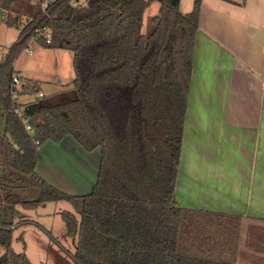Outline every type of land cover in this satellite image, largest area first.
Wrapping results in <instances>:
<instances>
[{
    "label": "trees",
    "instance_id": "1",
    "mask_svg": "<svg viewBox=\"0 0 264 264\" xmlns=\"http://www.w3.org/2000/svg\"><path fill=\"white\" fill-rule=\"evenodd\" d=\"M152 1L159 8L144 32ZM69 3L0 0V21L19 29L0 60V264H32L11 246L14 228L34 222L15 220L16 206L58 200L72 205L61 216L76 237L73 264H237L229 235L237 236L239 217L189 210L175 197L200 0L187 13L179 0ZM22 15L28 19L20 26ZM42 26L49 41L36 31ZM30 39L72 52L75 92L68 103L29 109L33 136L11 99L13 63ZM37 85L26 79L19 92L37 93ZM65 135L86 151L99 147L97 179L86 194L64 192L34 170L37 147Z\"/></svg>",
    "mask_w": 264,
    "mask_h": 264
},
{
    "label": "crops",
    "instance_id": "2",
    "mask_svg": "<svg viewBox=\"0 0 264 264\" xmlns=\"http://www.w3.org/2000/svg\"><path fill=\"white\" fill-rule=\"evenodd\" d=\"M192 7L193 0H179L182 13ZM54 90L47 98L19 97L31 110L75 98L72 84ZM69 139L75 141L65 135L59 145L74 147ZM41 146L34 170L55 185L53 172L39 169ZM96 148V169L85 187L71 188L62 178L55 186L90 192L98 174ZM175 197L189 210L242 219L234 262L264 264V0H200Z\"/></svg>",
    "mask_w": 264,
    "mask_h": 264
},
{
    "label": "rangeland",
    "instance_id": "3",
    "mask_svg": "<svg viewBox=\"0 0 264 264\" xmlns=\"http://www.w3.org/2000/svg\"><path fill=\"white\" fill-rule=\"evenodd\" d=\"M32 1L40 2L43 6L49 0ZM69 5L71 7L75 6L73 2H70ZM158 8L159 2L152 1L145 9L142 24V30L144 32L147 29L149 18L157 13ZM27 19L26 15H22L20 26L23 25ZM18 31L19 29L13 26H6L4 23L0 22V60L3 54L6 53L11 42L16 39ZM30 44L32 46L31 53L27 49H22L13 63L14 71L17 70L16 72H19L22 76L20 83L26 81V79L35 81L36 84H38V91H42L45 94L44 98L51 96L55 91L54 89H64L68 84H72L74 70L72 65V52L70 50L42 47L38 45L36 41H30ZM14 67H16V70ZM35 95V92L32 93V96L35 97ZM25 98L26 97H22L21 99L24 100ZM15 99L19 100V103H21L20 97ZM68 102L69 101L48 105H60ZM27 132L30 136L34 135L32 126ZM69 140L74 147H70L69 145V147L66 148L63 147V145H59L63 143L62 141L58 143L54 141H51L52 143L44 141L43 147L39 145V147L41 146V148H43V152L39 156V169L46 175H49L47 173L48 171L50 173L53 172L52 177L55 181V185L61 184L58 181H60L59 178H62V183L66 180L67 183L71 184V188L75 187V185H78V188H83L88 184L92 172L96 169L93 165V163H95L94 156H98L99 151L98 148H96L97 151L94 149V152L92 151V155H90L91 153L85 151L77 141H72V139ZM54 169H57L58 174L54 173ZM80 170L85 174H80L82 173ZM41 178L44 179L43 177ZM55 187L58 188L57 186ZM62 191L67 192V190ZM16 208L18 214L15 220H32L41 224L48 232L34 222L20 223L14 228L12 233L11 246L14 251H24L32 264H73V259L68 251H74L76 237L67 235L65 224L61 216L63 210H72V205L68 201H47L30 209L22 208L21 206H16ZM218 222H221V225L226 228L229 227L224 220ZM238 222L239 225H241L242 219L239 218ZM20 235L21 237L19 238ZM237 236L229 235V246L231 250H235L237 247ZM234 244L235 246H233ZM220 248L229 251L227 246ZM2 252L3 248L0 246V254Z\"/></svg>",
    "mask_w": 264,
    "mask_h": 264
},
{
    "label": "built area",
    "instance_id": "4",
    "mask_svg": "<svg viewBox=\"0 0 264 264\" xmlns=\"http://www.w3.org/2000/svg\"><path fill=\"white\" fill-rule=\"evenodd\" d=\"M85 1L86 0H70V2H73L75 4V6L79 5V4H84ZM45 4L43 6H45ZM40 30H42L44 32L46 40L49 41L50 31L48 30V28H46L45 26H42V27L36 29V31H40ZM30 41H33V40L32 39L29 40L25 49H27L31 53L32 46L30 44ZM19 83H20V75L19 74H13L12 75V82H11V99L13 101L12 111L18 118L22 119V121L24 122L25 129L28 131L31 128V125L28 122V119L25 117V114L29 112V106H28L27 102L19 103V100L15 99V98H18L19 96H21V94L19 92V88H20ZM43 95H44V93L42 91H37V93H36L37 97H42Z\"/></svg>",
    "mask_w": 264,
    "mask_h": 264
}]
</instances>
